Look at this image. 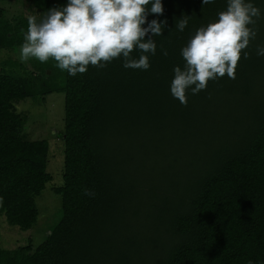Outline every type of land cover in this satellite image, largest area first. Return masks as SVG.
Instances as JSON below:
<instances>
[{
	"label": "trees",
	"instance_id": "16d2710c",
	"mask_svg": "<svg viewBox=\"0 0 264 264\" xmlns=\"http://www.w3.org/2000/svg\"><path fill=\"white\" fill-rule=\"evenodd\" d=\"M28 1L41 16L67 4ZM250 2L261 15L249 58L242 51L235 79L189 89L187 106L171 95L174 68L227 0H162L163 15L147 17L166 21L148 70L122 58L74 77L52 60L0 63L10 69L0 68V217L19 232L36 224L50 176L46 142L25 139L13 105L63 96L61 186L50 188L59 217L37 246L0 247V264H264V0ZM22 29L27 18L10 23L0 11V51L20 47Z\"/></svg>",
	"mask_w": 264,
	"mask_h": 264
},
{
	"label": "clouds",
	"instance_id": "9594fccd",
	"mask_svg": "<svg viewBox=\"0 0 264 264\" xmlns=\"http://www.w3.org/2000/svg\"><path fill=\"white\" fill-rule=\"evenodd\" d=\"M202 3L211 4L214 0ZM163 12L162 0H67L66 6L48 9L40 20L27 17L19 58L21 62L52 60L58 69L73 77L86 73L90 65L103 69L119 58L126 69L148 70L149 54H156L153 37L162 35L166 21L149 22L147 17ZM260 15V9L250 0H227L226 10L218 14V20L197 29L182 48L185 63L183 69L174 68L171 95L187 106L189 89L196 95L206 90L210 80L225 75L235 79L242 51L244 59H248L246 49L257 36V31L249 26ZM187 24L188 19L183 17L175 27L183 31ZM133 51L141 53L138 59L132 57ZM163 54L167 56V50ZM256 55L264 56V46H257ZM83 194L95 196L87 188Z\"/></svg>",
	"mask_w": 264,
	"mask_h": 264
},
{
	"label": "rangeland",
	"instance_id": "374dc122",
	"mask_svg": "<svg viewBox=\"0 0 264 264\" xmlns=\"http://www.w3.org/2000/svg\"><path fill=\"white\" fill-rule=\"evenodd\" d=\"M0 11L3 18L10 23L19 19L35 16L37 20L41 14L29 4L28 0H0ZM20 47L13 51H0V63L5 60H13L23 67L30 69L35 59L21 62ZM1 71L8 72L10 69L1 66ZM49 75V72L48 74ZM17 113L25 116L23 134L30 141L43 140L47 145V161L45 171L50 176L44 189L35 198L38 209V217L33 228L25 232H19L16 228L8 227L0 217V247L11 250L18 246H24L28 240L32 247L37 246L47 230L59 217V198L51 191V187L61 186L62 173V131H63V96L59 93H51L42 99H24L13 105Z\"/></svg>",
	"mask_w": 264,
	"mask_h": 264
},
{
	"label": "water",
	"instance_id": "95a60500",
	"mask_svg": "<svg viewBox=\"0 0 264 264\" xmlns=\"http://www.w3.org/2000/svg\"><path fill=\"white\" fill-rule=\"evenodd\" d=\"M46 74H48V71L46 72Z\"/></svg>",
	"mask_w": 264,
	"mask_h": 264
}]
</instances>
